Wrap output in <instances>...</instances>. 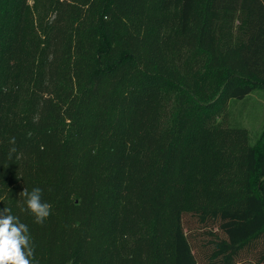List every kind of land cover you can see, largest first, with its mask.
<instances>
[{
    "label": "trees",
    "instance_id": "1",
    "mask_svg": "<svg viewBox=\"0 0 264 264\" xmlns=\"http://www.w3.org/2000/svg\"><path fill=\"white\" fill-rule=\"evenodd\" d=\"M262 87L264 0H0V209L33 264H264V129L218 122Z\"/></svg>",
    "mask_w": 264,
    "mask_h": 264
},
{
    "label": "clouds",
    "instance_id": "2",
    "mask_svg": "<svg viewBox=\"0 0 264 264\" xmlns=\"http://www.w3.org/2000/svg\"><path fill=\"white\" fill-rule=\"evenodd\" d=\"M10 143L15 144L14 137ZM15 151L14 147L10 149L9 159ZM19 194L26 205L21 210L32 215L35 223L42 224L50 216L51 205L42 201V189L24 188ZM34 252L28 226L12 214L11 208L0 209V264H33Z\"/></svg>",
    "mask_w": 264,
    "mask_h": 264
},
{
    "label": "rangeland",
    "instance_id": "3",
    "mask_svg": "<svg viewBox=\"0 0 264 264\" xmlns=\"http://www.w3.org/2000/svg\"><path fill=\"white\" fill-rule=\"evenodd\" d=\"M228 115L222 114L218 122L241 125L248 128L250 140L254 143L264 129V87L257 88L245 98L231 99Z\"/></svg>",
    "mask_w": 264,
    "mask_h": 264
}]
</instances>
